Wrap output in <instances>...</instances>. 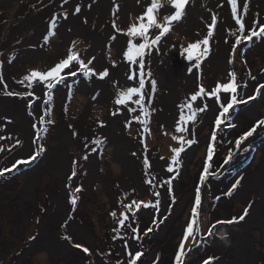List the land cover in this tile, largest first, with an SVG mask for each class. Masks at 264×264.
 <instances>
[{"label":"rangeland","instance_id":"374dc122","mask_svg":"<svg viewBox=\"0 0 264 264\" xmlns=\"http://www.w3.org/2000/svg\"><path fill=\"white\" fill-rule=\"evenodd\" d=\"M80 1L84 0H67V2L66 0H0V62L3 63V68L0 69V77H2L0 78V101H2L1 99L12 101V103H6L7 101L0 103V170L12 167L16 161L10 163L8 159L28 144L27 134L15 127H10L12 112L15 114L24 109L26 120L31 129L30 145L33 148L24 158L34 154L41 145L46 149L37 157L36 161L28 165H20L0 177V264H129L137 251L142 252L143 255L136 261V264H177L176 257L180 253L181 243H184L185 247L180 264H204L208 258H214V264H264V232L261 226L254 225L249 228L247 233L249 240L244 243L243 248H239L242 250L239 253L236 252L235 246L226 244L227 242L235 243L240 234L243 235L240 227L248 223L255 207L264 198L263 193L260 192L259 195H250L252 201L249 200L246 203V197L241 196L240 193L245 182L250 178L253 179V176L248 174L241 180L240 186L231 196L226 195L235 180L254 169L258 173L257 180L260 178L264 183V125L258 127L253 136L241 144L242 150L235 151L233 147L235 141L244 132L249 131L258 120L264 119V89H261L262 95L258 96L256 100L234 106L228 114L230 120L222 124L220 129H216L214 123L215 118L222 110L219 104H226L231 94L221 92L220 102H216L215 96L209 97L207 95L217 84L228 83L229 73L232 72L236 74L238 84L247 85L246 88L242 86L238 89V96L247 98L255 95L256 87L260 83H264V39L253 37L250 42H242L236 48L235 58L232 57L231 53V48L235 42V36L231 33L237 32L239 34L240 25L237 23V19L245 24V35L250 31L249 26L257 27L258 30V25L253 22L259 20L261 24H264V0H237L236 15L232 14L231 0H213L210 5L195 14L193 20L195 28L191 31L187 28L184 30L179 24L173 26L171 33L165 37L168 44L162 47L158 57L154 56L153 61L151 59L146 62L145 72L150 68L157 82L163 72H165L166 78V84L159 85L153 93L147 130L134 119L135 116L140 115L137 105H131L137 109L136 112H128L126 115L131 121V125L128 126L125 117L123 119L125 122L124 134L127 139L135 142V146L131 145L124 153L119 154L117 139L103 132L94 134L90 140L86 138L87 140L81 145L74 143L73 139H68L67 141L71 145L67 150L52 152L59 146L55 134L59 126H66L62 131H56L57 135L60 133L63 136V139L67 138L64 136L65 133L61 132L67 128L71 131L75 130L78 134L76 138H80L81 131L85 127L93 129L101 126V122L106 126L112 112L119 106L114 104L117 92L128 86H135V81L127 84L119 82L115 78L116 75L122 73L120 69H118V74L110 72L111 68L108 66L112 65L113 62L115 65L121 64L122 52L118 46L108 43L97 47L95 45V40H98L97 34L88 37L82 32H75V34L69 33L66 35L67 39H64L61 36V31L64 32L61 27V30L59 28H47L41 37H36L40 25L31 21L39 18V14L60 5L59 8L63 9L58 13H63L62 18L54 19L60 24V27L65 15L68 18L72 11V5L78 7ZM196 2L190 0L189 9L196 8ZM86 3L91 4L90 2ZM242 5L247 6L246 12ZM162 9L161 12L163 13ZM188 11L186 10V13ZM143 12L129 8L122 15L119 8L114 7L112 17L109 16L105 21L112 27L115 23V31L121 33L127 26L130 27L131 24L138 22L137 18ZM93 13L91 11L89 15L91 16ZM75 15V24H78V21L82 19L89 26L96 25L91 23V17L88 14ZM213 15L217 18V24L215 28L211 29L213 36L209 38L206 54L201 59L200 67L198 69L192 68L195 72L190 85L186 83L177 85L178 96L173 97L171 95L165 99V108L162 110H167L170 114L169 118L163 119L164 116L160 115L163 111H157V100H160L161 96L169 91L170 86L178 79L180 67L184 62L180 61L182 58L180 60L178 58V61L174 63L171 58L168 67L154 66V64L159 60L161 65H164L169 56H176L173 53L179 52L181 45L187 47L190 43L206 38ZM195 20H197L198 25H196ZM24 22L26 24L22 25L20 30L16 28ZM106 23L102 25L104 30H106ZM117 28L121 31H117ZM54 32L55 35H53ZM108 36L110 34L106 33L103 38H106L107 41L108 38L113 37ZM113 40L111 41L114 42ZM75 41L80 42L76 45V50L79 51L81 58L87 62L92 56H95L96 59L92 61L90 66L97 70L107 68L109 70L108 78L112 81L104 83L97 77L87 79L82 74H78L76 77L69 76L65 83L57 85L52 90L51 98L43 86L34 85L32 88H27L25 85L28 82L19 83L31 70H48L55 62L65 57L68 48ZM165 48L167 49L164 52ZM169 48L173 52H169ZM204 51V45H201V48L197 50L198 54ZM215 54L220 63L225 62L224 68L218 65L214 58ZM230 60L233 62L230 63ZM125 62H127L126 59ZM171 63L175 65L172 66ZM195 63L196 61H193L192 65ZM185 64H189V62L187 61ZM170 70H175V72L170 74ZM252 77L256 79L253 80ZM93 82L97 83L96 90L90 89V84ZM201 85L205 89V92L197 98L198 101L199 98L201 101L192 102L189 96L198 92ZM149 90L150 86L146 84L145 91ZM6 92L25 94L32 92L33 95L9 96L5 94ZM186 102H191L193 108L198 105L200 107L207 105L204 112L196 113L194 129L193 122L187 121V117L191 113ZM8 104H10L9 107H7ZM15 104H19L21 108L16 109ZM181 104H185L183 110L179 107ZM254 106L257 107L255 114L247 112L248 108ZM171 107H174L176 113L172 111ZM46 110L50 111V115H45ZM8 111L7 118L5 113ZM181 114L185 116L186 124L180 123ZM42 117L45 121L52 120L54 123L41 124ZM231 125H235V127ZM177 126L188 128V132L183 133L186 150L182 153L180 164L173 166L177 169L178 175L175 172L167 171L174 156L172 149L180 147L178 140L172 138L182 135L176 131ZM8 127L12 132H7ZM44 128H47L46 134L43 131ZM119 128L117 126L114 129L118 131ZM223 129H227V131L221 135ZM214 131L217 135L216 141L211 140V134ZM260 131L261 133H259ZM97 138L104 140L102 147L92 144V141ZM187 139H194L197 143L188 146ZM17 140L22 142V146L16 145ZM209 147L213 148L211 166L215 159L222 158L225 160L229 149L232 147L234 150L233 160L222 172L223 175L218 178L219 183L214 182L208 186L207 189H211L214 194L201 203L200 209H198L196 223L192 225L195 239L193 236H189L188 240L185 241L179 235L184 226L183 235H185L188 225L192 223L195 201L193 200L195 199L193 193L188 192L186 194V192L195 186L194 182L197 180L200 182L204 167L209 163L207 161ZM93 148H96L95 152L92 151ZM190 152L191 155L189 156ZM141 153L145 154L144 160L141 158ZM67 155L70 157L71 164L69 176L64 183V187L67 188L65 190L62 184L53 180V170L49 171L44 167L48 165L45 156L50 159L49 165L55 159H59L58 162L62 165L67 163L65 161ZM85 155H88V160L97 156L95 158L98 168L95 171V176L88 172V160L83 159ZM146 159L148 164H146L145 170L142 164L145 163ZM127 160L128 165H126ZM141 160H143L142 164L140 163ZM7 162L8 165H5ZM33 168H41L39 178L35 177L36 179L31 182L34 185L32 196L36 202L27 199L26 202L22 203L20 199L24 195L26 187L31 185L28 172ZM73 169L77 173L75 177L71 175ZM259 173L261 174L259 175ZM149 174L150 176L156 175L157 178L153 180L155 182L153 185L154 187L157 186V189L163 179L166 180L165 184L163 183L165 188H162V190L164 189L163 200L160 195H157L156 189V191L151 190L153 186L147 188V182L151 181V177L147 176ZM167 181H171V183L169 184ZM222 181L225 182V185H222ZM125 182L128 185L121 186ZM241 185L242 188L240 189ZM78 186H82L83 190L80 193H75L78 200L77 204L73 206L71 197ZM226 186L228 191H225L224 197L227 201L215 202L219 206L215 207L213 212H208L207 208H211L213 205L212 200L218 195L222 197ZM249 189L262 190L253 187V185H247V190ZM65 191H67V195L64 194ZM190 194H192L191 198L188 197ZM54 195H59L65 199L67 201L65 206H68V209L65 208V211L59 207L53 209L54 214L58 211L64 214L60 219L56 216L42 218V214L51 206ZM158 200L160 201L159 205L156 204ZM165 203L169 206L163 208ZM137 204L139 208L136 207ZM249 204L251 205L250 208L248 207ZM127 205H132V207L129 209L126 207ZM219 207L229 210L223 211L221 218L218 217ZM246 208L248 215L243 221L233 224H216L220 220L238 218ZM25 211L28 212V217L25 216ZM113 212L116 213L115 216L112 215ZM199 213H203V217L198 230ZM229 215L232 217L226 219ZM38 220L39 222H37ZM121 220L124 221L123 224L120 223ZM161 221L163 222L161 223ZM42 222L45 231L42 238L46 239L50 236L46 233V225L48 224L52 228L53 234L51 236L54 235L52 238L61 241L62 246L66 244L67 249L64 246V248L55 250L53 247L39 243L36 246L37 250L30 254L25 253L30 243L34 241L31 237L39 238L38 234L41 231ZM58 222L60 223L59 226H57ZM74 223L79 224L80 230L76 229ZM213 224H216V228L213 229V235L209 236L208 230ZM150 227L153 229L152 232H147ZM133 229L137 231L134 233ZM82 231H86L90 239L82 236ZM146 232L147 235H145ZM164 232H167L168 235L160 236ZM120 233L122 235H119ZM222 234H226L227 238L221 239ZM65 237L70 239H65ZM126 242L127 247H125ZM33 243H38V239ZM76 244H80L82 247L77 248L75 247ZM222 244L225 245L220 246ZM84 247L89 249L87 253L83 251ZM192 247H194V251L192 250L193 252L188 254ZM199 256L203 258L199 259Z\"/></svg>","mask_w":264,"mask_h":264},{"label":"snow or ice","instance_id":"6c2138e0","mask_svg":"<svg viewBox=\"0 0 264 264\" xmlns=\"http://www.w3.org/2000/svg\"><path fill=\"white\" fill-rule=\"evenodd\" d=\"M67 2V0H66ZM190 0H150L149 6L146 7L145 11L142 15H140L137 18L138 22H135L131 24L130 27L127 28V30L123 33L127 37H130L131 39L126 41L127 44V50L123 52V57L126 59L127 64L129 66V74L128 79L135 81V86H128L122 90H119L117 92V95L114 99V104L123 106V108L127 112H136L137 109L131 107V105H137L139 109L140 115H137L134 117L136 121H138L141 125L144 126L145 130L148 128L149 124V117L151 115L150 107H151V99L153 97V93L157 90V81L154 78V75L149 68L147 72H145L146 62L150 61L152 51L155 50L157 53H159L163 46L168 44V41L165 39V37L171 33L172 28L175 24H179L186 16V7L189 5ZM194 2V0H193ZM232 4V14H237V0H231ZM244 7L245 12L247 11V6L242 5ZM164 8L165 11L162 13L161 9ZM174 10V11H172ZM77 13H79L80 8L77 7L75 9ZM65 19H67V16L65 15ZM237 23L240 25L237 32H232L231 34L235 36V42L234 45L231 48L232 57L235 58L236 55V48L241 45L242 42H250L253 40V37H256L258 39H264V24H261L259 20H254V24L258 25L257 27L249 26L250 31H248V34L245 35L246 29L245 24L237 19ZM217 24V18L215 15L211 17V24L209 25V31L207 33V37L203 40H198L196 42L190 43L187 47H184L183 45L180 46L179 55L183 56L186 61L189 62L188 71L189 73L192 72V68L196 67L197 69L200 67V62L202 57L206 54V46L209 44V38L213 36V32L211 29L215 28ZM52 27L55 29L57 26L55 22H52ZM113 27L116 28V24L113 23ZM117 31H121V29L117 28ZM55 35V32L53 33ZM112 39H115V37H111ZM227 42V41H225ZM79 41H75L72 43L71 47L68 48L65 57L59 59L58 62H55L52 67H50L46 71H39V70H31L28 74H26L19 83L24 84L25 82H28L25 86L27 88H32L34 85L36 86H43V89H46L49 94V98H51V92L52 90L57 86L65 83L66 79L71 77H76L78 74H82L85 78L91 79L92 77H97L101 80H104L105 78L109 77V70L107 68H102L100 70H97L90 65L92 64V61L96 59L95 56H92L91 59H89L87 62L85 59L81 58V55L78 50H76V45L79 44ZM201 45L205 46V51L200 52L198 54L197 50L201 48ZM172 47H175V45H172ZM147 58V60H146ZM14 59V57H13ZM196 61L195 65H192V62ZM233 62V60H230V63ZM246 63V62H245ZM115 62H113L112 67H115ZM3 68V63L0 62V69ZM2 78V77H0ZM229 82L226 84H217L216 87L207 95L209 97L215 96L216 102H220V93H229L230 99L228 102L220 103L219 107L222 109L219 112V115L215 118V127L216 129H220L221 125L224 124L226 121L230 120V116L228 115L230 113V110L234 108V106H237L239 104H247L250 100H256L258 96L262 95L261 89H264V83H260L258 87H256V94L252 96H248L247 98L243 96H238V89L243 87H247V85H240L237 83L236 74L234 72L229 73ZM253 80H255V77H252ZM146 84L150 86L149 91H145ZM205 92L204 87L201 85L199 88V91L196 92L191 96V101H196L198 97L201 96ZM6 95L12 96V95H33L32 92L28 93H13V92H6ZM95 99V97H93ZM187 107L190 111V115L187 117V121L193 122V129L195 127V117L197 112H204L207 108V105H204V107H200L199 105L195 108H193V105L191 102H186ZM180 109L183 110L185 107V104L179 105ZM29 108H31V105H29ZM117 114H120V109L117 108L115 111L112 112V115L115 116ZM45 115H50V111L46 110ZM223 118V119H222ZM126 121H128V126L131 125V121L128 120V117L125 116ZM180 123L186 124V119L183 114L179 117ZM41 124L48 123L52 124L54 121L48 120L45 121L43 117L40 120ZM261 125H264V119H260L256 122V124L247 132H244L234 143V149L235 151H240L241 144L244 141H247L249 137L253 136V133L256 132V129L260 127ZM105 126L103 122H101V127ZM232 127H235V125H231ZM43 131L47 132V128H44ZM177 132H180L182 135L180 137L173 136V140H178L180 143V147L173 148L172 151L174 152V156L171 160V165L168 167V172H175L176 175H178V171L173 166H178L180 164V159L182 156V153L185 152V137L183 136V133L188 132V128L185 127H179L176 128ZM72 135L75 137L78 135L75 130L73 131ZM39 139V136L37 137ZM211 140L216 141L217 135L214 131L211 134ZM188 146H191L197 141L194 139H187L186 141ZM232 143V142H229ZM92 144L96 145L97 147H102L104 144V140L97 138L92 141ZM17 146H22V142L17 140L16 141ZM46 149L41 145L37 148L34 154H30L28 158H22L17 160L12 167H6L3 170H0V177L4 176L6 173L13 171L14 169L18 168L20 165H28L31 164L33 161L37 160V157L41 155ZM93 152L96 151V148L92 149ZM102 155V152H101ZM135 155V153H133ZM88 155H85L83 157L84 160H88ZM213 160V148L209 147L207 152V161L209 163L206 164L204 167L203 173L200 178V184L203 185L205 183V180L210 175H215L214 172H210L211 164L210 162ZM233 160V149H229L228 156L224 160V164H229L230 161ZM145 164H148L147 159L145 160ZM72 177H75L77 175L75 169H73L71 173ZM241 180H243V177L241 176L239 179L235 180V182L231 185V188L226 193V195L231 196L232 193L240 186ZM167 183H171V181H167ZM70 187V185H69ZM82 186H78L74 190V194L71 197V204L75 206L77 204L78 196L75 195V193L82 192ZM170 190V189H169ZM159 195V193H157ZM174 202V198H173ZM160 201L158 200L156 202L157 205H159ZM133 204H135V201H133ZM201 206V195H200V189L197 188L196 195H195V201H194V208L192 212V223H190L186 229V234L184 236V240L187 241L189 236H193V239H195V236L193 235V224L196 223V218L198 216V209H200ZM127 208H131L132 205H127ZM137 208H139V205H136ZM147 207V205H145ZM249 208L251 205L249 204ZM43 211V209H42ZM113 216L116 215L115 212L112 213ZM248 215V209L246 208L242 215H240L238 218L233 217L232 219L228 220H220L217 221L216 224H233V223H239L245 219V217ZM164 219H167V217H164ZM39 222V220L37 221ZM163 221H161L162 223ZM121 224L124 223L123 220L120 221ZM216 224H213L209 230L208 235H213V229L216 228ZM130 226V225H129ZM152 228H148L147 232H152ZM115 231V230H114ZM137 230L133 229V232L135 233ZM147 232L145 235H147ZM115 238V237H114ZM226 234L221 235V239H226ZM31 239L35 240V237H31ZM65 239H70L69 237H65ZM75 247L81 248L82 245L76 244ZM125 247H127V242L125 243ZM184 243H181L180 245V253L176 257L177 264H180L181 256L184 255ZM84 252H88L89 249L87 247L83 248ZM131 256V253H129ZM143 255L142 252L137 251L135 253L134 258H132L129 262V264H136V261L140 259V257ZM204 264H214V258H208L204 261Z\"/></svg>","mask_w":264,"mask_h":264},{"label":"bare ground","instance_id":"6f19581e","mask_svg":"<svg viewBox=\"0 0 264 264\" xmlns=\"http://www.w3.org/2000/svg\"><path fill=\"white\" fill-rule=\"evenodd\" d=\"M196 2V8H190L189 9V5L186 7V10H189L187 13H186V16L185 18L179 23V26L181 28H183L184 30H186V28L188 30L191 31V29H194L195 26L193 24V20H194V17H195V14L197 12H199L201 9L203 8H206L208 5H210L212 3L213 0H194ZM86 2H90L91 4L88 5ZM78 7L81 9L79 11V13H77L75 11V9L77 8L76 5H72V11L69 13V16L67 19H64L62 25L59 27V23L54 20L55 18H62V14L63 13H58V11H61L63 8H59L60 5L57 7V8H49L47 10H43L44 12L39 14V18L35 19V20H32L31 22H36L38 23L40 26L37 30V34H36V37L37 36H42L44 34V30L47 29V28H53L52 27V22L54 21L55 24H56V28L60 29L61 30V27L62 29L64 30V32L61 31V36L64 37V39L66 38V35H69V33H72V34H75V32H82L84 35H88V37H93L95 36L96 34L98 35L97 38L98 40H95L96 43L95 45L97 47H100V46H104V45H107V43L109 45H115V46H118L119 49L121 50L122 52V62L121 64L119 65H116L115 67H112V65H109L108 67L111 68L110 72L112 74H118V69H120L122 71V73L120 75H116L115 78L119 81V82H122V83H127V84H131L133 82V80H129L128 79V74H129V66L127 64V62H125V59L123 57V52L126 51L127 49V44H126V41L131 39L130 37H127L126 35H124L123 33L127 30L128 26L124 29V32H121V33H117L114 29V27H112V25L106 23V19L112 17V10L114 7H118L119 10H120V13L123 15V13L125 12L126 9H129V8H132L138 12H141V11H145L146 7L148 6V4L150 3V0H84V1H80L78 2ZM163 12L165 11V9L163 8L162 9ZM94 12L93 15H89V12ZM174 11V10H172ZM201 12V11H200ZM75 14H88L90 17H91V23L92 24H96L95 26H89L87 22L83 21L82 19H80V21H78V24H75L74 23V19L76 17ZM98 15V16H97ZM196 19V18H195ZM83 21V22H81ZM196 22V25H198V22L197 20H195ZM107 24L106 26V30L102 29V25L103 24ZM26 24V22L22 23L21 25L17 26L16 28L20 30V28H22L21 26ZM102 29V30H100ZM106 33H109L110 36H114L115 39L113 40L114 42H112L111 38L107 39L106 41V38H103L104 36H106ZM108 36V37H110ZM67 39V38H66ZM28 41V40H26ZM167 48L164 49V52ZM169 52L172 51V49H168ZM29 52V51H28ZM173 52V51H172ZM160 53H157L155 50L152 51V55H151V58L150 60L154 59V56H159ZM175 57L173 56H169L167 58V60L164 62L166 64L164 65H161V61H157L154 66H167L168 65L170 66V60L172 58L173 62L176 63L178 61V58L180 61L184 62V64H182V67H180V76L178 77V79L175 81V83L170 86V89L169 91H167L163 96H161L160 100H157V104H158V107H157V111L159 112V110L163 111L162 108H165V104H166V101L165 99L169 98L171 95L173 97H176L178 96V90L176 89L177 85H180V84H183V83H186L188 85L191 84V81L192 79L194 78V70H192L191 73H189L188 71V67H189V64H185L186 59L179 55V52H174L173 53ZM215 60L217 61L218 65L222 68H224L226 66L225 62L224 63H220L219 61V58L218 56L215 54ZM101 62V61H100ZM174 63H171L172 66H174L175 64ZM104 66H107L105 64H102ZM166 67V68H167ZM114 72V73H113ZM175 70H170L169 73L172 74L174 73ZM12 73V72H11ZM155 73V72H154ZM165 72H163L161 74V78L158 80L157 82V87L161 84H166V78H165ZM118 77V78H117ZM117 80L114 82H117ZM96 81H99V80H96ZM106 81L110 82L112 81L110 78L108 79H104L103 82L105 83ZM97 83L93 82V84H90V89L91 90H96V88L98 87L96 85ZM176 95V96H175ZM189 99L191 100V96H189ZM2 101H7V100H4V99H1ZM0 101V103L2 102ZM199 101H201V99L199 98ZM197 100V102H199ZM12 103L11 100H8L6 103ZM192 102H195V101H192ZM10 104L7 105V107H9ZM16 107V109H18V107L20 106L19 104H15L14 105ZM2 108V107H1ZM21 108V107H19ZM118 108L120 109V114H117L115 116H113L111 114L110 116V119L108 121V123L106 124V126H98V127H95V128H91L89 129L88 127H85L82 129L81 131V137L80 138H76V136L74 137L72 135L73 131H71L69 128H67L66 130H64L63 132L61 133H65L64 136H66L67 139H63V136L60 135V133L57 135L56 131L57 132H60L59 130H63L66 128V126L64 125H61L59 126L56 131H55V134H56V138L58 139L59 141V146L54 149L52 152H57V151H60L62 149H68L69 146L71 145L70 142H68L67 140L69 139H73V142L74 143H78V144H83L87 139L90 140L92 138V136L94 134H97V133H106L108 135H112L114 139H117V150L119 152V154H122L124 153V151H126L128 149V147H131V145L135 146V142H133L132 140H129L126 138L125 134H124V128H125V122L123 121L124 117L127 115V111L123 108V106H118ZM174 107H171L172 111H175V109H173ZM256 106L254 107H250L247 109V112H249L250 114H255L256 112ZM176 113V111H175ZM169 114L170 112H168L167 110L166 111H163V113H160V115L164 116L163 119H167L169 118ZM8 115H9V111L5 113V116L8 118ZM168 116V117H167ZM13 122V123H12ZM12 122L10 124V127H15L17 128L19 131H22L24 132L25 134H27L28 136V144L25 146V148L23 149H20L19 151L16 152V154L13 156V160H19V159H22L24 158L25 156H27V154L31 151V145H30V133H31V129H30V126L26 120V116H25V111L24 109H21L19 112L13 114L12 112ZM185 124V123H183ZM9 125V124H8ZM7 125V126H8ZM120 127L118 129V131L114 128L116 127ZM9 129V127L7 128V130ZM116 133H115V132ZM120 131V132H119ZM7 132H12L10 131V129L7 131ZM113 134H116V135H113ZM2 135V134H1ZM91 135V136H90ZM90 136V137H89ZM71 137V138H69ZM87 138V139H86ZM234 147V145H233ZM233 147L231 149H233ZM129 151V150H128ZM233 153H234V150H233ZM67 154V153H66ZM191 155V152L189 153V156ZM97 157V156H95ZM95 157H91L88 161H87V167H88V172L92 175V176H95V171H97V168H98V163H97V160ZM190 158V157H189ZM70 157L67 155V163H63L62 165L58 162V160H54V162L51 163V165H47L44 167V169H48L49 171H52L53 170V173H54V176H53V180L55 182H58L60 184L63 185V188L66 190L67 188L64 187V181L66 180V178L69 176V173H70V164H71V160L69 161ZM96 161V162H95ZM55 162H57V165H55ZM61 165V167H60ZM126 165H128V160L126 161ZM60 167V168H59ZM41 168H33L31 169L29 172H28V179H29V182L31 183L33 181V179H38L39 178V175H40V170ZM36 173H38V175H36ZM261 173H259L260 175ZM35 175V176H34ZM36 177V178H35ZM258 178V175H255L253 176V179L251 178L250 182L248 184L245 185V187L241 190L242 193H244L245 189L247 188V185H253L255 186L256 188H260L262 187V193L264 195V185L261 184V181H260V178L257 180ZM263 183V181H262ZM127 186L128 183L125 182V184H121V186ZM34 185L31 183L30 186L26 187L25 189V192H24V195L21 197L20 201L22 203L26 202L27 199L28 200H34V202H36V200L34 199V197L32 196V194H34ZM67 191H65V195ZM38 202V201H37ZM67 203V201L65 199H63L62 197H59V195H54L52 197V203H51V206L49 207V209L45 210V212L42 214V218H47V217H50V216H56L58 219L62 218L64 216V214L61 213V211H58L56 214H54L52 211L54 208L56 207H59L60 208H63V210L65 211L67 208L68 209V206H65V204ZM263 204H264V198L262 200L261 203H259L250 219H248V223L245 224V225H242L240 227V231H242V234H240L238 240L234 243V242H227L226 244L227 245H231V246H235V249H236V252L239 253L240 251H242L241 249L239 248H243L244 247V243L245 242H248L249 239H247V233H248V230L251 226H254V225H259L261 226V228L263 229V232H264V214H263ZM63 215V216H62ZM25 216L28 217V212L25 211ZM60 222V221H59ZM57 223V226H59L60 223ZM76 224V229L77 230H80V226L79 224L77 223H74ZM55 225V224H54ZM52 225V226H54ZM20 227V226H19ZM41 231L39 233V238L38 239V243H34L35 246H37V244H45L47 245L48 247H53L55 250H58V248H64V246L66 247L67 249V245L66 244H63L64 246H62V242L55 239V238H52L54 237L51 236L53 233H52V228L47 224L46 225V233H48V236L46 239L45 238H42L43 237V234H44V224L42 222L41 224ZM82 236H85L86 239H90L89 238V235L86 231H82ZM225 244H222L220 246H224ZM64 252V251H63ZM62 252V253H63Z\"/></svg>","mask_w":264,"mask_h":264},{"label":"flooded vegetation","instance_id":"af4514ba","mask_svg":"<svg viewBox=\"0 0 264 264\" xmlns=\"http://www.w3.org/2000/svg\"><path fill=\"white\" fill-rule=\"evenodd\" d=\"M144 153H141V158L144 160L145 158H144ZM140 158V159H141ZM148 159V158H147ZM143 160H141V164H142V162H143ZM143 165V167L145 168V170H146V164L144 163V164H142ZM169 165V164H168ZM227 165H230V164H227ZM170 166V165H169ZM223 166V165H222ZM222 166L219 168V169H217L216 171H214V173H215V175H210V176H208L207 178H206V180H205V183L203 184V185H200V182H199V180H197L196 182H194V184H195V186L194 187H191L190 189H188V191L186 192V194L188 193V192H192L193 193V198H195V195H196V191H197V188H199L200 189V195H201V203H203L206 199H208L212 194H214V192L211 190V189H207L208 188V186L210 185V184H212V183H214V182H218V178L219 177H221V175H223V171H225V169L227 168V166H225V167H223L222 168ZM211 171L210 172H213L212 171V169H210ZM255 170L256 169H254V170H252V171H250V172H248V173H244L243 174V178L245 177V176H248V175H252V176H255V175H257L258 173H256L255 172ZM248 174V175H247ZM254 174V175H253ZM148 177L150 176V174L149 175H147ZM151 178H150V182H147L148 184H147V188L149 187L150 188V186H153V187H151V190H153V191H158L157 193H159V195L161 196V198H162V200H163V197H162V193H163V191H164V189L162 190V188H165L164 187V182L166 181L165 179H163V182L160 184V186H159V188L157 189V186H155L154 187V183L155 182H153V180H155L157 177H156V175H152V176H150ZM187 181V180H186ZM261 181V184L262 185H264V183H262V179L260 180ZM164 183V184H163ZM219 183V182H218ZM222 183V185H225V182H221ZM249 183V179L245 182V184H248ZM180 187L181 188H183V186L182 185H180ZM245 187V186H244ZM253 187H255V186H253ZM242 188V185H241V187H240V189ZM256 188V187H255ZM156 189V190H155ZM247 189V188H246ZM259 189H262V187H260ZM149 191V190H148ZM206 191V192H205ZM228 191V188H227V186L226 187H224V193H223V196L221 197L220 195H218V196H215V198L212 200V203H213V205H212V207L211 208H207L208 209V212H213L214 210H215V207H217V206H219V205H216V203H218V202H220V201H222V202H226L227 201V199H225V193ZM240 192V191H239ZM260 192L261 191H254L253 189H249V190H247L246 191V193L244 192V193H240L241 194V196H245V197H249V200L251 201V199H252V197L250 196V195H258V194H260ZM189 198H191L192 197V194H190L189 196H188ZM187 197V198H188ZM172 199V198H171ZM193 200H195V199H193ZM249 200H247L246 199V203L247 202H249ZM242 201H244V200H242ZM216 202V203H215ZM166 206H169V204L167 205L166 203H165V205L163 204V208H166ZM221 207H219V209H218V217H222V213H223V211H229V210H227V209H223V208H221ZM230 213V212H229ZM200 214V217H199V219H200V221H199V226H198V230L200 229V223H201V218L203 217V213H199ZM232 217V215H229L228 217H226V219L227 218H231ZM133 226V225H132ZM124 229H125V227H124ZM184 229H185V226H184V228H181V234L179 235V236H181V238L183 239L184 238V236L185 235H183L184 234ZM125 231V230H124ZM223 232H227V231H223ZM119 235H122L121 233L119 234ZM161 235H164V236H167L168 234H167V232H164V233H161L160 234V236ZM119 237H122V236H119ZM196 241V240H195ZM195 244V243H194ZM175 246V245H174ZM137 249H138V247H136ZM194 251V247H192L191 248V250H190V252L188 251V254L189 253H192L193 251ZM192 251V252H191ZM188 254H187V256H188ZM201 258H203V257H201V256H199V259H201Z\"/></svg>","mask_w":264,"mask_h":264},{"label":"trees","instance_id":"16d2710c","mask_svg":"<svg viewBox=\"0 0 264 264\" xmlns=\"http://www.w3.org/2000/svg\"><path fill=\"white\" fill-rule=\"evenodd\" d=\"M230 129V128H229ZM227 131V129H223V132H221V135ZM186 147V146H185ZM224 163V159H215L213 162H212V166H211V169L212 171H216L217 169H219Z\"/></svg>","mask_w":264,"mask_h":264},{"label":"water","instance_id":"95a60500","mask_svg":"<svg viewBox=\"0 0 264 264\" xmlns=\"http://www.w3.org/2000/svg\"><path fill=\"white\" fill-rule=\"evenodd\" d=\"M259 133H261V131H260ZM45 158L47 159L48 163L50 164V159H49V157H46V156H45ZM9 159H10V158H9ZM225 166H227V165H225V164L223 163L222 168L225 167ZM250 180H251V178L249 179V182H250ZM64 182L66 183V180H65ZM245 185H246V184H245ZM246 191H247V189H245L244 192L246 193ZM38 235H39V234H38ZM37 238H38V237H37ZM37 238H36V239H37ZM36 239H35V240H36ZM35 240H34L33 242H35ZM33 242L30 243L28 249H27L26 252H25L26 254H30V253H32L33 251L37 250V249H36L37 247L35 246V244H34ZM32 246H35V247H32Z\"/></svg>","mask_w":264,"mask_h":264},{"label":"crops","instance_id":"0c3cea01","mask_svg":"<svg viewBox=\"0 0 264 264\" xmlns=\"http://www.w3.org/2000/svg\"><path fill=\"white\" fill-rule=\"evenodd\" d=\"M15 155V154H14ZM13 155V156H14ZM13 156L12 157H10V159H8V161L11 163V162H15L16 160H13L12 158H13ZM47 157V156H46ZM7 164H8V162H7ZM49 164V163H48ZM246 199H247V197H246Z\"/></svg>","mask_w":264,"mask_h":264}]
</instances>
